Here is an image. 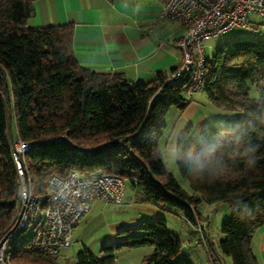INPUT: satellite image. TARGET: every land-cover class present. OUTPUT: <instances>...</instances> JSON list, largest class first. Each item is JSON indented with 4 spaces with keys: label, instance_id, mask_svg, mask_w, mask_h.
<instances>
[{
    "label": "trees",
    "instance_id": "obj_1",
    "mask_svg": "<svg viewBox=\"0 0 264 264\" xmlns=\"http://www.w3.org/2000/svg\"><path fill=\"white\" fill-rule=\"evenodd\" d=\"M31 2L0 0V233L8 230L17 209L14 125L16 137L30 144L23 158L34 193L47 196L51 174L99 170L131 182L154 202L177 208L191 223L201 201L225 202L232 212L220 225V251L231 264H257L250 243L264 225V41L235 39L206 59L199 88L233 114L182 132L186 142L206 136L223 144L217 155L225 171L215 181H193L176 166L189 193L158 156L167 110L189 102L187 75L172 76L179 64L148 81L81 67L72 53L71 25H28ZM117 233L120 240L101 245L98 254L84 246L75 264H114L116 251L141 246L152 247L143 264H193L187 257L175 260L180 242L163 217ZM57 255L23 245L12 258L61 264Z\"/></svg>",
    "mask_w": 264,
    "mask_h": 264
},
{
    "label": "crops",
    "instance_id": "obj_2",
    "mask_svg": "<svg viewBox=\"0 0 264 264\" xmlns=\"http://www.w3.org/2000/svg\"><path fill=\"white\" fill-rule=\"evenodd\" d=\"M165 1L32 0L27 24H69L72 27V53L79 66L116 72L130 81H148L157 71H169L181 61L178 41L184 33V26L160 16ZM199 91H202V97L196 95ZM185 96L189 99L187 105L182 109L174 107L176 110L170 112L172 121L169 128L166 121L162 129L160 144L164 146L188 126L223 122L233 114L231 110L210 102L201 88L193 92L186 89ZM201 102L206 106L204 110ZM250 244L257 264H264V225L252 233ZM140 248L116 251L114 264L121 258L122 264H143V258L152 251V247L137 252ZM119 253L122 254L119 256ZM135 260L138 263H133Z\"/></svg>",
    "mask_w": 264,
    "mask_h": 264
},
{
    "label": "built area",
    "instance_id": "obj_3",
    "mask_svg": "<svg viewBox=\"0 0 264 264\" xmlns=\"http://www.w3.org/2000/svg\"><path fill=\"white\" fill-rule=\"evenodd\" d=\"M160 16L184 26L178 41L181 61L172 76L186 74L187 90L193 92L205 78V41L234 27L256 33L264 24V0H166ZM29 146L18 137L13 142L18 200L12 224L0 233V264H28L12 258L23 245L42 254H59L70 245L74 229L92 201L121 203L124 192L120 176L99 170H71L66 175L51 174L47 178L46 197L36 194L24 166L23 156Z\"/></svg>",
    "mask_w": 264,
    "mask_h": 264
},
{
    "label": "rangeland",
    "instance_id": "obj_4",
    "mask_svg": "<svg viewBox=\"0 0 264 264\" xmlns=\"http://www.w3.org/2000/svg\"><path fill=\"white\" fill-rule=\"evenodd\" d=\"M258 29L259 32L253 33L242 27H234L214 36L205 41V54L207 57H210L217 47L231 44L235 39L239 38L264 41V24ZM255 94V89L252 87L250 95L255 96ZM184 95H186V90L184 91ZM196 95L202 97L203 93L199 91ZM202 104L201 102V108L204 110L206 106ZM171 110L176 109L172 107L165 116L168 128L172 121ZM12 135L16 138L14 125H12ZM163 148L164 144L161 143L160 151ZM164 164L180 185L187 192L191 193L192 190L187 181L179 174L177 167L175 165H168L165 162ZM196 209L199 214L195 218V223H191L177 208L154 202L141 189L125 180L121 203L105 202L102 200L93 201L74 229L70 245L60 251L57 255V260L61 264H75L76 253L84 246L94 254H98L101 245L120 240L121 236L117 233L118 230L137 225L144 220L163 217L168 229L177 235L180 242V248L175 260L179 261L183 257H187L193 264H213L212 259L214 260V264H231L230 257L223 254L218 245L220 239L223 238L220 225L223 220L230 217L232 212L231 207L225 202L208 203L201 201L197 204ZM145 247L149 246H141L137 252H142ZM121 254L119 253V256ZM122 263L123 260L121 258L117 264ZM133 263H138V260L137 262L135 260Z\"/></svg>",
    "mask_w": 264,
    "mask_h": 264
},
{
    "label": "clouds",
    "instance_id": "obj_5",
    "mask_svg": "<svg viewBox=\"0 0 264 264\" xmlns=\"http://www.w3.org/2000/svg\"><path fill=\"white\" fill-rule=\"evenodd\" d=\"M222 148L223 144L218 138L200 136L186 142L182 133L177 132L158 156L166 164L183 169L193 181L212 182L225 171L217 155Z\"/></svg>",
    "mask_w": 264,
    "mask_h": 264
}]
</instances>
